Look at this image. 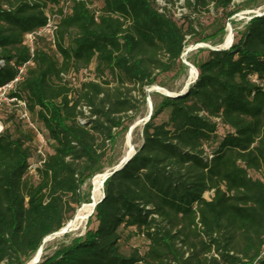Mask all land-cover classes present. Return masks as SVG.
<instances>
[{
    "label": "trees",
    "instance_id": "obj_1",
    "mask_svg": "<svg viewBox=\"0 0 264 264\" xmlns=\"http://www.w3.org/2000/svg\"><path fill=\"white\" fill-rule=\"evenodd\" d=\"M179 1L0 0V86L19 75L8 97L28 116L18 105L0 131V264L28 262L90 202L81 186L103 172L145 89L184 70L186 39L197 34L191 11L229 19L237 10L234 0ZM52 16L53 38L30 46L25 35ZM204 50L187 90L153 102L140 145L104 181L84 232L36 264H264V14L227 49ZM29 116L50 151L35 146ZM133 237L143 250L128 246Z\"/></svg>",
    "mask_w": 264,
    "mask_h": 264
},
{
    "label": "rangeland",
    "instance_id": "obj_2",
    "mask_svg": "<svg viewBox=\"0 0 264 264\" xmlns=\"http://www.w3.org/2000/svg\"><path fill=\"white\" fill-rule=\"evenodd\" d=\"M178 5H179V2L177 3L176 6H178ZM231 8L237 9V10H236L235 14H233L232 16L229 17V19H224L223 16L219 12L212 10V8H210L208 11H200V12H197V11L192 12L191 11V14H192L191 17H192L193 23L195 25L197 34L195 37H191V38L186 39V42H185V45L183 48V52H182L181 57H180V59H181L180 61L182 62V64H184L183 61H186L187 63H189L190 65H192L195 68L193 63L200 61V60H203L206 57L207 52L204 49L205 48L209 49V48L198 46V44H200V43H204V44L209 45V46L221 45L224 41V38L226 36L227 31L232 32V35H233L232 42L234 40H236L238 38L240 32L244 28L245 22L249 19V16L256 14V13H261L264 11V0H254V1H251V0H234ZM175 12H176V10H175ZM183 12H186V11L183 10ZM221 26L224 27L222 32L219 31V28ZM214 32H217V33L210 40H207L205 42L199 41L200 37L212 34ZM184 66H185L184 70L180 73H177V71L174 70V71H171V72H168V73H165V74H162L159 76V78H158L159 82H161L162 84L165 85V87H162L163 89L171 91V92H177L184 87L186 81L188 80V74H189L188 67L185 64H184ZM91 70H92V68L89 69L87 72L78 74L76 76V78L74 79V82H78V80H80L84 77L92 76L93 73ZM153 86H159V85H153ZM132 94H136V92L133 91ZM161 95H164L163 92H160V91L150 92V100H151L152 105H153V102L154 103L159 102ZM13 101L14 100L12 99V101H11V98H9V97L7 99H4L3 97L0 96V131L2 130L3 127L10 126V123L7 121V116L11 111L14 112L16 119L18 118V103L12 104ZM147 112H148V103H147L146 98H145L144 102L140 104V113L133 122L144 117L147 114ZM165 117H166V112L164 114L160 115L157 118V121H160V120L164 119ZM28 122L31 124L33 123V125H35V127H37L38 130L40 131L39 123L37 121H35L32 117L29 116ZM142 124L143 123L140 122L137 126L134 127V129L131 132V139H132L134 148L138 147L141 143V127H142ZM219 132H222V130L219 129ZM39 134L40 135H37V139L35 141V146H38L43 153L50 151L49 145L44 140L45 134H43L41 131L39 132ZM125 142H126V131H117L115 143H114L113 147L107 153L106 160H105V167H104L103 171L112 167V165L109 166V164H113L115 162H118L121 159V157L124 154L125 149H126ZM32 164H33V166L38 164L35 157H34V161ZM91 189H92L91 180H89L87 183H85L81 186V192L82 193L88 192L89 198L91 196ZM102 190H103V187H102ZM76 209H75V211H76ZM86 222H87V219H86L85 223L80 228L66 232L67 236H63V234H59V235H56L54 237H50L43 244L42 254H51L53 252V250L57 246H59V244L66 243L71 238H73L74 236L82 234L85 230ZM93 225L94 224L91 223L90 227H92ZM129 245L130 246H138L141 250H143V248L145 246L144 242L138 237H133L130 240L128 246ZM125 247H126V245H124V248Z\"/></svg>",
    "mask_w": 264,
    "mask_h": 264
},
{
    "label": "water",
    "instance_id": "obj_3",
    "mask_svg": "<svg viewBox=\"0 0 264 264\" xmlns=\"http://www.w3.org/2000/svg\"><path fill=\"white\" fill-rule=\"evenodd\" d=\"M262 14H264V11L261 12V13H256V14L250 15L249 16V19L251 17H253V16H258V15H262ZM231 43H232V41L227 46H224L223 44L216 45V46H209V45H206L204 43H200V44H198V46L208 47L209 49H212V50H223V49H227L228 47H230ZM183 62L188 67V69H190V68L193 67L192 65H190L186 61H183ZM196 77H197V70H196V74H195V77H194L193 81L196 79ZM190 83L191 82L186 81L184 87L181 90L177 91V92H171V91H168L167 90L163 94L166 95V96H170V97L178 96V95L184 93L187 90V88H188V86H189ZM160 88L163 89L160 86H152L150 88H146L145 89V98H146V101L148 103V112H147V114L144 117H142L139 120H137V121L133 122L132 124H130L129 127H128V129H127V131H126V136H128V138H129L128 144L130 146V149H132V152H129V150H127L126 152H124V154L122 155L121 159L114 166H112L111 168L105 170V172L103 173V177L101 179L102 187H103L104 181L109 176H111L114 172H116L119 169H121L130 160V158L132 157V155L135 153L136 150H135V148L133 149V142H132V139H131V132L134 129V127L137 126L140 122L145 123L150 118L151 113H152V103H151V100H150V92L159 91L158 89H160ZM91 194H92V190H91ZM102 198H103V190H102V193H101L100 197L97 200H93V202H92L93 208H92L91 212L86 216V219L92 214L95 205ZM90 199H92V196H90ZM68 231H70L69 223L66 224L64 227H61L59 230H57L55 232H52V233L48 234L47 236H45L42 239V241H41L38 249L34 253V255L25 264H36L40 260L41 255H42V251H43V244H44V241L46 240V238L54 237V236L59 235V234H65Z\"/></svg>",
    "mask_w": 264,
    "mask_h": 264
},
{
    "label": "bare ground",
    "instance_id": "obj_4",
    "mask_svg": "<svg viewBox=\"0 0 264 264\" xmlns=\"http://www.w3.org/2000/svg\"><path fill=\"white\" fill-rule=\"evenodd\" d=\"M232 32L230 31H227L226 33V36L224 38V41H223V45L224 46H227L231 41H232ZM195 74H196V70L194 67L190 68L189 69V74H188V80L189 82H192L194 77H195ZM160 92H163L165 93L167 90L165 89H158ZM128 136H126V149H125V152L127 150H129V152H132V149H130V146L128 144ZM133 149H134V145H133ZM105 171L101 172V173H97L95 174L92 178H91V184H92V199L90 200V202L88 203H83L81 204L79 207H77L73 217L68 220L62 227H64L66 224L69 223V227H70V230H75V229H78L80 228L86 221V216L91 212L92 208H93V200H97L100 195H101V191H102V183H101V179L103 177V173ZM49 238H46L45 241H47ZM44 241V242H45Z\"/></svg>",
    "mask_w": 264,
    "mask_h": 264
},
{
    "label": "built area",
    "instance_id": "obj_5",
    "mask_svg": "<svg viewBox=\"0 0 264 264\" xmlns=\"http://www.w3.org/2000/svg\"><path fill=\"white\" fill-rule=\"evenodd\" d=\"M159 5H164V0H156ZM182 3V0L179 1V5ZM176 12L175 15L179 16L181 14V11H183V8L176 7ZM55 16L49 17L46 24L42 26L41 28L29 32L25 35L26 42L31 46L32 41L35 36L37 35H46L49 36L50 39L53 38V32L55 30ZM23 67L19 69V72H22ZM19 79V75L12 81L0 86V96L3 97L4 99L8 98V93L9 91L13 88L14 83ZM14 100V99H13ZM12 101V98H11ZM18 105L22 107L21 110V117L28 119L27 117V111L24 109V103L22 101H17ZM264 253V250L262 251L261 255ZM259 258V257H258ZM257 258V259H258ZM257 259L252 262V264H257Z\"/></svg>",
    "mask_w": 264,
    "mask_h": 264
}]
</instances>
